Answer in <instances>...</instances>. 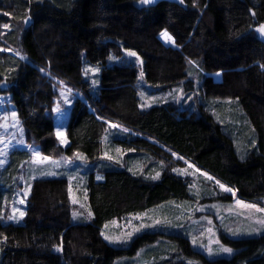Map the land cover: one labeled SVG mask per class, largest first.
<instances>
[{
    "label": "trees",
    "instance_id": "1",
    "mask_svg": "<svg viewBox=\"0 0 264 264\" xmlns=\"http://www.w3.org/2000/svg\"><path fill=\"white\" fill-rule=\"evenodd\" d=\"M139 1L0 0V89L4 86L10 95L27 141L48 156L80 153L98 163L111 123L116 124L129 130L121 128L125 135L114 137L124 150L162 161L177 153L234 189L240 199L260 202L264 40L256 28L264 24V0H162L152 5ZM25 16L30 17L27 23ZM4 25L9 27L3 30ZM165 30L177 47L163 43L160 35ZM10 46L20 47L27 60ZM124 50L141 57L146 81L158 88L183 84L186 91L194 90L189 70L195 67L203 95L238 103L252 126L255 146L242 154L233 133L208 110L198 114L173 103L142 108L138 66L108 64ZM87 66L101 68L97 85L86 78ZM217 72L221 81L212 76ZM57 80L82 95L72 107L65 145L56 135L52 114ZM30 158L28 150H14L0 172V264H118L163 237L195 264H264V232L223 237L235 253L215 259L194 250L182 234L148 231L128 246L108 243L101 234L108 222L192 199L190 182L168 170L157 180L118 166L89 172L91 219L79 222L73 220L68 179L38 178L32 183L23 222H6L4 212L17 195L16 180ZM153 264L189 262L177 258Z\"/></svg>",
    "mask_w": 264,
    "mask_h": 264
},
{
    "label": "rangeland",
    "instance_id": "2",
    "mask_svg": "<svg viewBox=\"0 0 264 264\" xmlns=\"http://www.w3.org/2000/svg\"><path fill=\"white\" fill-rule=\"evenodd\" d=\"M138 4L143 5L140 1ZM7 17L10 18V16ZM258 27L256 28V33L264 40V34L257 31ZM3 30H6L4 26ZM167 33L173 38L174 43L160 35L163 43L177 47L173 35L169 31ZM11 49L16 55L27 60V56L20 47L12 46ZM130 63L136 64L139 68L138 90L142 101L141 105H149L142 108L162 103H173L179 108L188 109L189 112H196L198 114L202 113L203 109L208 110L217 121L221 122L228 131L233 133L242 154L247 153L249 149L255 146V135L252 126L249 124L238 103L235 100L212 99L203 95L200 91V75L196 72L195 67L189 70V75L194 82V90L186 91L183 84L170 89L158 88L149 84L145 79L143 61L138 54L136 57H132L124 50L122 57L112 56L108 60L109 65ZM86 68L101 69L99 66H87ZM141 72L144 74L143 77H141ZM98 73L99 71L94 73L88 72L87 75L84 74L86 78H91L94 85H97L95 79ZM217 73H214L212 76L216 81H221L222 74L221 72ZM1 88L0 161H3V163H0V172L8 165L12 151L24 149L28 150L31 154V158L22 165L18 179L16 180L18 185L17 195L4 212L3 219L6 222H23L32 183L38 178L45 177L67 178L71 189L70 198L73 205V220L77 222L89 221L91 219V211L87 204L86 187L89 172H97L101 168L118 166L151 180L159 179L164 170L171 171L190 182L192 199L160 205L138 214H132L108 222L102 229V233L104 234L102 236L103 238L105 235L112 237L113 240L111 242L104 239L113 246H128L135 237L142 233L159 231L165 234H182L189 239L194 250L204 254L208 258L215 259L231 257L235 253L234 249L223 241V237L233 239L253 237L264 232V227H261L257 223L258 220L264 219V212H258L256 209L246 208L237 204V201H242L244 204H254L257 208H264V199L257 203L240 199L234 189L223 184L177 153H173L169 159L167 158L162 161L151 155L124 150L114 141L115 136L123 137L125 135L124 131H121V128L128 130L119 125L114 128L112 125L116 124L111 123V127L104 140V153L98 163L89 162L80 153H75L73 156L59 155L56 157L45 155L39 145L27 141L25 128L17 114L15 106L10 101V95L3 90L4 86H1ZM55 89L57 95L52 108V114L56 123V135L57 130H59L68 143L66 133L67 122L74 102L76 99L81 98L82 95L75 88L58 80L55 81ZM141 93L144 95L141 96ZM65 97L71 102L65 103ZM153 97L155 100L151 99ZM57 106H59L60 110L54 111ZM12 112L17 114L18 123L17 120L12 119ZM5 116L8 117L7 120L4 119ZM58 139L61 142L60 138ZM117 149L120 151L117 152ZM34 152H39L41 157H49L50 159L43 163H38L34 159ZM108 156H111L113 159L109 160ZM173 169H176V171H173ZM157 173H159V177L153 179L152 177L156 176ZM204 173H207V176ZM96 175L101 177L99 173ZM208 177H212V179H208ZM220 185H224L225 188L232 191H225ZM14 208L18 210L15 213L17 219H7L9 215L13 214ZM21 211L25 213L22 218L19 217V212ZM74 213L76 214L75 216ZM157 221L159 223H156ZM253 229L259 230L253 231ZM128 233H131L130 237L127 235ZM233 233L236 234L234 235ZM193 238H196L197 242L195 244L193 243ZM160 240L142 248L135 257L118 264H153L164 259L177 258L187 259L188 262L191 261L193 264L197 263L195 259H189L171 248L170 241L166 237ZM217 240L219 244L215 242ZM221 245L231 248L233 251L231 253L222 252L219 250ZM209 248L212 250L211 254L209 253Z\"/></svg>",
    "mask_w": 264,
    "mask_h": 264
},
{
    "label": "snow or ice",
    "instance_id": "3",
    "mask_svg": "<svg viewBox=\"0 0 264 264\" xmlns=\"http://www.w3.org/2000/svg\"><path fill=\"white\" fill-rule=\"evenodd\" d=\"M154 2V0H140V3L141 4H145V5H147V4H151V3H153ZM184 2V0H180V3H183ZM30 19V17H28V16H25L24 17V22L25 23H27V21ZM4 27L5 28H8L9 27V25H4ZM257 31H259L261 34H264V25H260L259 27H258V29H257ZM161 35L162 36H164L167 40H169V41H172L173 43H174V40H173V38L167 33V31L165 30L164 32H162L161 33ZM0 50H2V49H0ZM127 51V54L129 55V56H132V57H136L137 56V53L136 52H134V51H128V50H126ZM261 67H264V65H261ZM41 71H43V69H41ZM99 71V69L98 68H85L84 69V72H85V74L87 75V73L88 72H98ZM143 72H141V77H143ZM217 75H219V73H217ZM144 94L143 93H141V96H143ZM152 100H155V98L153 97V98H151ZM64 102L65 103H70L71 101L70 100H68V98L67 97H65L64 98ZM146 106H149V105H147V104H143V105H141V107H146ZM60 109H59V106H57V108L56 109H54V111H59ZM11 116H12V119L13 120H17V114L15 113V112H12L11 113ZM4 119L5 120H7L8 119V117L7 116H5L4 117ZM17 123H18V120H17ZM112 127H118L117 125H112ZM125 131H127V130H125ZM57 136H58V138H60V140H61V143L62 144H66L67 143V140L66 139H64V137H63V134L59 131V130H57ZM117 152H119L120 150L119 149H117L116 150ZM79 155V154H78ZM33 156H34V159L38 162V163H43L44 161H47V160H49L50 158L49 157H41V154L39 153V152H34L33 153ZM109 160H111V159H113L111 156H108L107 157ZM242 159H243V157H241ZM0 163H3V161H0ZM173 171H176V169H173ZM197 171H199V170H197ZM49 174H51V173H49ZM204 175L205 176H207V173H204ZM159 177V173H157V175L156 176H154V177H152L153 179H157ZM97 179H102V177H97ZM208 179H212V177H208ZM217 183H219L218 181H217ZM220 187L221 188H224L225 189V191H232L231 189H227V188H225V186L224 185H220ZM69 191L71 192V189H69ZM21 203H23V201H21ZM237 204H240V205H242L243 207H246V208H251V209H256V211H258V212H264V208H257V206L256 205H254V204H244V202H242V201H237ZM18 210L17 209H13V214L12 215H9L8 217H7V219H9V220H15V219H17V216L15 215V213L17 212ZM91 214V213H90ZM25 215V213L24 212H19V217H23ZM76 214L74 213V216H75ZM156 223H159V221H157ZM257 223L261 226V227H264V219H262V220H258L257 221ZM138 230V229H137ZM259 229H253V231H258ZM209 231H210V229H209ZM102 235H104L103 233H101ZM234 235L236 234V233H233ZM129 237L131 236V233H128L127 234ZM104 238L106 239V240H109L110 242L113 240V238L112 237H109V236H104ZM116 239H119V238H116ZM197 241H196V238H193V243L195 244ZM217 244H219V241L217 240V241H215ZM57 250L59 251L60 250V248L59 247H57ZM220 251H222V252H225V253H231L232 251H233V249H231V248H228V247H224L223 245H221L220 246V249H219ZM211 248H209V253L211 254ZM189 264H193V262H189Z\"/></svg>",
    "mask_w": 264,
    "mask_h": 264
},
{
    "label": "water",
    "instance_id": "4",
    "mask_svg": "<svg viewBox=\"0 0 264 264\" xmlns=\"http://www.w3.org/2000/svg\"><path fill=\"white\" fill-rule=\"evenodd\" d=\"M159 1H162V0H154L153 3L147 4V5H152V4H155V3L159 2ZM165 1L180 2V0H165Z\"/></svg>",
    "mask_w": 264,
    "mask_h": 264
}]
</instances>
